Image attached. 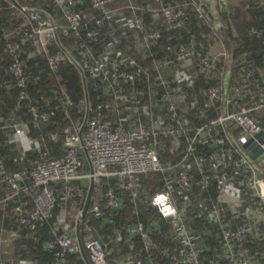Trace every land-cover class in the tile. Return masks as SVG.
<instances>
[{
  "label": "built area",
  "instance_id": "obj_1",
  "mask_svg": "<svg viewBox=\"0 0 264 264\" xmlns=\"http://www.w3.org/2000/svg\"><path fill=\"white\" fill-rule=\"evenodd\" d=\"M46 1L56 13L0 0V13L18 9L27 17L8 20L2 31L10 62L0 87L14 81L17 97L0 133L17 149L18 167L9 166L0 146V264L17 233L6 225L8 208L34 238L39 222L55 219V238L44 243L56 247L49 264H67L83 247L93 264H264V197L257 183L264 181V122L251 113L264 108V79L257 78L264 68L251 63L253 53L241 42L236 52L224 32L222 2L228 8L234 0ZM191 8L198 28H210L209 42L196 39ZM236 58L247 66L245 80L229 82L228 91L224 77L200 82L218 63ZM65 64L78 69L82 98L60 85L54 104L31 101L22 115L36 74L58 73ZM58 110L62 124L45 130ZM50 141L62 145L59 155H52ZM247 142L262 148L257 157ZM150 172L161 174L152 189L143 180ZM91 177L90 212L107 208L104 223L115 222L124 199L102 179L118 177L137 215L113 226L104 242L77 212L82 188L70 184L83 179L88 189ZM143 202L155 211L149 221L141 218ZM109 242L118 248L112 261Z\"/></svg>",
  "mask_w": 264,
  "mask_h": 264
},
{
  "label": "trees",
  "instance_id": "obj_2",
  "mask_svg": "<svg viewBox=\"0 0 264 264\" xmlns=\"http://www.w3.org/2000/svg\"><path fill=\"white\" fill-rule=\"evenodd\" d=\"M22 4H37L45 7L51 8L56 13V8L48 3L46 0H19ZM191 11V25L195 32H199L196 35L197 40L203 39L204 42H209L210 28L202 27V30L198 28V14L196 11L190 9ZM231 16L233 18V22L229 19V13H232ZM222 18L226 21L227 26L224 29L227 37L229 38L231 44L235 47V51L238 52L241 46L238 42H241L243 45L249 48L253 53L251 59V63L253 65H259L264 68V0H239L237 2L233 1V4H230L226 11H221ZM8 20L12 21V24L25 23L27 21L26 12H22L18 9H14L11 12L3 11L0 13V72L4 75V67L10 62V58L5 52L3 39H2V31L4 27H6ZM204 32L205 34H201ZM235 52V55H236ZM240 60L236 58L232 65H225L224 63H218L216 70L212 73L210 77H201V83L208 84H218L221 78L224 77V82L226 81L227 72L230 71L229 82L230 84L237 78L245 80V69L247 66ZM264 70V69H263ZM7 76V75H6ZM257 78L263 80L264 74L258 73ZM252 80V79H251ZM249 81V80H247ZM199 82V83H200ZM229 84V85H230ZM63 85L71 95L79 101L83 96V84L81 81V75L73 64H65L63 65L58 73L45 70L36 74L33 78L32 83V99L26 100L24 102L25 106L29 105L31 101H44L45 104H54L56 102V92L55 90ZM92 85V82H91ZM10 89L8 92L7 90ZM41 95H43L42 98ZM17 97V87L14 81L8 82V86L0 87V122L3 118L8 115L9 110L14 104V101ZM98 94L94 93V100H98ZM27 109V108H26ZM252 115L260 122H264V108L261 110H255L251 112ZM26 116V110L24 109L21 113ZM62 124V115L58 110L57 114L48 122H46L45 130L50 128L58 127ZM32 131L37 133L38 130L33 128ZM48 144L52 147V155L56 156L62 152V145L59 143L48 142ZM0 146L4 153H6L8 158V164L11 168H17L18 164L12 160L14 154L17 153V149L12 145L8 144L3 137V134L0 133ZM36 154L35 151H31L29 155ZM161 174L158 172H150L143 177L144 183L148 188H153L155 184L159 181ZM74 181V185L82 188L81 195L77 197L76 209L77 212L83 208L85 198L87 195V186L85 182H76ZM103 183L105 184H113L116 190L121 194L124 199L123 208L118 211L115 215L114 223H104V219L110 214V211L107 208H103L100 212H88L85 216L86 219H89L91 225L94 226L95 230L93 234L98 236L103 242L108 240V234L112 232L113 226H126L129 223H133L136 219L137 215L134 212V206L132 202L131 195L128 191H126L120 183V178L118 177H103ZM73 182V181H72ZM72 182L70 183L71 185ZM162 185V183H160ZM3 188L0 186V197L3 194ZM149 205L146 202H143L140 206L141 209V218L144 221H149L151 217L155 214L154 210L149 209ZM8 211V210H7ZM4 210L0 205V213H3ZM9 212V211H8ZM54 218H50L49 220H44L39 222L37 231L35 235L37 238H34L32 234L27 232V230H23L26 239L24 240L23 245H28V250L32 252L33 258L38 260V264H49L55 259V249L53 247L51 249H46L45 242L53 240L55 238L54 233ZM7 217H5V222L8 223ZM163 245H168L169 240L164 235L157 236ZM137 240V237H135ZM115 244L113 242H109V249H111L110 257L118 254L116 251L118 248L114 247ZM14 251V247H9ZM27 248L22 249L21 251H25ZM124 251H130V247L128 245H123ZM141 256V255H140ZM68 263L67 264H87L85 258L81 254H69L68 255ZM6 264H9L6 262Z\"/></svg>",
  "mask_w": 264,
  "mask_h": 264
},
{
  "label": "crops",
  "instance_id": "obj_3",
  "mask_svg": "<svg viewBox=\"0 0 264 264\" xmlns=\"http://www.w3.org/2000/svg\"><path fill=\"white\" fill-rule=\"evenodd\" d=\"M235 2L239 0H234ZM223 7V5H222ZM227 10V5H225V9L223 11ZM233 15L232 13H229V19L233 22V18L231 17ZM226 80V79H225ZM225 90L228 91L229 88V82L228 87H226V81L224 82ZM11 209L8 208L9 213L7 214V219L9 220L8 223L6 222V225L8 228L11 229H17V233L12 235L11 242L7 245V253L5 254V259L9 264H38V260L36 258H33L32 252L28 250V245H23L24 240L26 239V236L23 233V230L18 227V224L16 222L15 214L10 211ZM14 247V251L10 249L9 247ZM27 248L25 251H21L22 249Z\"/></svg>",
  "mask_w": 264,
  "mask_h": 264
},
{
  "label": "water",
  "instance_id": "obj_4",
  "mask_svg": "<svg viewBox=\"0 0 264 264\" xmlns=\"http://www.w3.org/2000/svg\"><path fill=\"white\" fill-rule=\"evenodd\" d=\"M12 1L16 5H18L19 7H22V5L19 3L18 0H12ZM222 5H223V9H225V3L224 2H222ZM229 77H230V71L227 72L226 87H228ZM253 144H255V142ZM253 144H251V142H247L245 145H246L249 153L253 157H257L260 154V152L262 151V148L259 145H253ZM90 163H91V161H90ZM91 171H93L92 164H91ZM94 186H95V178L91 177L90 181H89V186H88V191H87V195L85 198V202H84L83 208L81 210V217L82 218L85 217L89 211L91 201H92L93 192H94ZM82 254H83L87 264H93L84 247L82 249Z\"/></svg>",
  "mask_w": 264,
  "mask_h": 264
},
{
  "label": "rangeland",
  "instance_id": "obj_5",
  "mask_svg": "<svg viewBox=\"0 0 264 264\" xmlns=\"http://www.w3.org/2000/svg\"><path fill=\"white\" fill-rule=\"evenodd\" d=\"M26 108H27V105L25 106V104H24V109L26 110ZM245 151H246V150H245ZM246 152H247V151H246ZM252 159H253V158H252ZM253 160H254L255 165H256L259 169H262V168L258 165L257 161H256L255 159H253ZM77 181H78V182H83L84 180L81 179V180H77ZM77 181H76V182H77ZM72 184H73V185L75 184L74 181L72 182ZM171 230L174 231V228L172 227ZM113 258H114V255L111 256V257L109 256V260H110V261H112Z\"/></svg>",
  "mask_w": 264,
  "mask_h": 264
},
{
  "label": "clouds",
  "instance_id": "obj_6",
  "mask_svg": "<svg viewBox=\"0 0 264 264\" xmlns=\"http://www.w3.org/2000/svg\"><path fill=\"white\" fill-rule=\"evenodd\" d=\"M257 183L259 184L260 189H261V191H260L259 194H260L262 197H264V181H257ZM154 202H155V203H159L160 201H159V199H157V200H155Z\"/></svg>",
  "mask_w": 264,
  "mask_h": 264
}]
</instances>
